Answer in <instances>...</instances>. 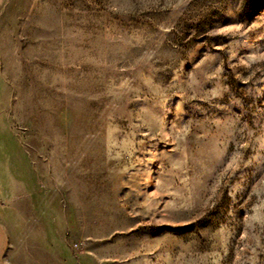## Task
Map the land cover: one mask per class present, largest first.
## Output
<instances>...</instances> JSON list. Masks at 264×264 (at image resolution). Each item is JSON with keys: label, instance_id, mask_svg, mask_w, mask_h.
I'll return each instance as SVG.
<instances>
[{"label": "rangeland", "instance_id": "1", "mask_svg": "<svg viewBox=\"0 0 264 264\" xmlns=\"http://www.w3.org/2000/svg\"><path fill=\"white\" fill-rule=\"evenodd\" d=\"M19 185L61 195L74 264H264V0H0Z\"/></svg>", "mask_w": 264, "mask_h": 264}, {"label": "crops", "instance_id": "2", "mask_svg": "<svg viewBox=\"0 0 264 264\" xmlns=\"http://www.w3.org/2000/svg\"><path fill=\"white\" fill-rule=\"evenodd\" d=\"M28 173L36 176L33 169ZM35 189L0 192V264H74V214L62 207L59 193Z\"/></svg>", "mask_w": 264, "mask_h": 264}]
</instances>
